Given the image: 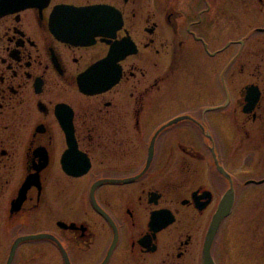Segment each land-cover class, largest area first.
Here are the masks:
<instances>
[{
	"label": "flooded vegetation",
	"instance_id": "af4514ba",
	"mask_svg": "<svg viewBox=\"0 0 264 264\" xmlns=\"http://www.w3.org/2000/svg\"><path fill=\"white\" fill-rule=\"evenodd\" d=\"M262 185L264 0L0 17V264H203L225 192Z\"/></svg>",
	"mask_w": 264,
	"mask_h": 264
},
{
	"label": "rangeland",
	"instance_id": "374dc122",
	"mask_svg": "<svg viewBox=\"0 0 264 264\" xmlns=\"http://www.w3.org/2000/svg\"><path fill=\"white\" fill-rule=\"evenodd\" d=\"M253 164L247 156V179L255 175L250 172ZM216 244L219 264H264V185L238 194Z\"/></svg>",
	"mask_w": 264,
	"mask_h": 264
},
{
	"label": "water",
	"instance_id": "95a60500",
	"mask_svg": "<svg viewBox=\"0 0 264 264\" xmlns=\"http://www.w3.org/2000/svg\"><path fill=\"white\" fill-rule=\"evenodd\" d=\"M38 1L39 0H0V17L7 13L20 10ZM42 1L45 2L46 0ZM233 203V190L228 189L223 195L219 207L216 210L209 225L203 246V264H215L211 257V245L218 232L222 220L230 214Z\"/></svg>",
	"mask_w": 264,
	"mask_h": 264
}]
</instances>
